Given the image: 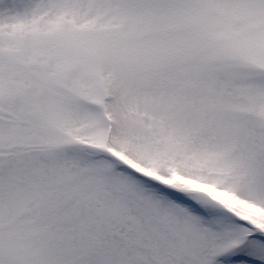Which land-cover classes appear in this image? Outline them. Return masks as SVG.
<instances>
[{
  "label": "snow or ice",
  "instance_id": "1",
  "mask_svg": "<svg viewBox=\"0 0 264 264\" xmlns=\"http://www.w3.org/2000/svg\"><path fill=\"white\" fill-rule=\"evenodd\" d=\"M0 264H264V0H0Z\"/></svg>",
  "mask_w": 264,
  "mask_h": 264
}]
</instances>
